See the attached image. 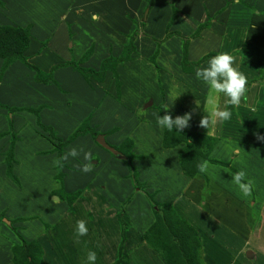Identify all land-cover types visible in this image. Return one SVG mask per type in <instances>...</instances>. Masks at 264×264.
<instances>
[{"label":"rangeland","instance_id":"1","mask_svg":"<svg viewBox=\"0 0 264 264\" xmlns=\"http://www.w3.org/2000/svg\"><path fill=\"white\" fill-rule=\"evenodd\" d=\"M80 1L89 6L102 4L110 12L104 18L96 10L87 14L75 7L79 0H0V27L26 28L30 36L23 54L28 67L15 61L0 72V264H12L21 241L28 243L29 249L30 245L41 246L46 264H87L88 251L96 253L95 264H164L141 239L154 221L156 204L169 205L196 230L202 246L201 264H264V143L243 135L241 118L237 124L235 118L224 125L218 122L213 129L219 132L218 149L204 161L209 165L207 172L191 179L179 171L184 142L167 147L166 139L174 142L172 133L157 124L159 116L168 114L175 119L196 109L191 118L196 127L182 131L185 139L198 143L202 159L215 144L212 138L200 141L208 135L207 129L199 127L202 116L207 115L205 103L200 101L197 108L189 91L181 93L189 90V76L180 68L181 40H165L159 68L156 55L154 63L150 59L165 43L155 41L165 35L172 15L187 13L186 20L175 24V32L191 41L209 21L196 25L194 32L200 30L191 38L199 15L189 10L188 3L200 1L203 10L217 9L221 0H151L158 9L147 26L149 0H126L135 7H126L122 0ZM224 3V18L230 14L244 32L250 23L259 21L257 11L264 20V0ZM250 3L258 5L252 8ZM117 12L122 22L113 19ZM258 33L261 36L256 43L261 46L264 31ZM251 40L246 39L241 47L256 46ZM128 43L133 46L129 60L114 67L115 77L109 71L98 80L89 76V71H99L102 60L119 57ZM212 48L211 38L205 37L197 49L191 46L192 61L188 62H196L193 60ZM69 63L88 70L87 77ZM252 63L245 59L235 67L247 68ZM1 64L0 60V69ZM52 69L51 78L43 82ZM160 69L162 88L154 83ZM261 69L256 82L264 79ZM169 85L173 95L164 96ZM148 101L151 105L146 108ZM82 128L84 133L68 141ZM195 129L203 135L189 134ZM91 133L102 135L108 146L131 155L130 163L98 146ZM58 141L61 156L72 148L84 150L59 170L53 163ZM89 151L93 167L84 173L81 168L88 162L84 153ZM219 160L225 166L218 165ZM239 171L254 182L249 197L232 182ZM189 194L197 198L191 200ZM77 220L86 221L88 228L79 243Z\"/></svg>","mask_w":264,"mask_h":264},{"label":"trees","instance_id":"2","mask_svg":"<svg viewBox=\"0 0 264 264\" xmlns=\"http://www.w3.org/2000/svg\"><path fill=\"white\" fill-rule=\"evenodd\" d=\"M152 6L151 0L147 5V11L150 10ZM174 20V16L172 15L169 22L166 25L165 35L161 40L155 41L157 44L167 40L171 37H177L181 40V60H180V68L184 74H192L194 69L197 68L201 63L206 60H210L212 57L216 56L214 53L205 54L196 62H188L187 60V45L189 42V38L182 37L178 32H168L171 22ZM203 27V26H202ZM198 30L200 27L191 35V38H195L198 34ZM133 36L130 37L132 40ZM153 40V39H152ZM30 36L28 30L20 29V28H12L1 26L0 27V60L1 71L2 72L8 65L12 62L18 61L19 63L28 67V64L25 60L24 53L29 47ZM133 49L132 43H128L126 47L123 48L121 55L117 58H107L100 62L99 71L96 73L88 72L89 76L94 77L95 79H100L103 76L105 71H109L115 77L116 73L114 71V67L118 64L124 63L129 60V54ZM157 54V50L154 51L153 56L150 59V62H153L154 56ZM154 63V62H153ZM70 64V63H69ZM72 68L77 72H81L84 77H87V71L77 69L75 65H72ZM68 65V66H70ZM32 70L39 72L34 67H31ZM47 74L45 79H41L46 83L47 78H51V72ZM86 72V73H85ZM37 80V78H36ZM49 132L48 129H44ZM86 129H77L68 138V141L71 140L74 136L81 135L84 133ZM172 133L173 140H165L168 142L171 147L174 146L175 143L179 140L184 142V147L181 150L179 157V166L182 169L183 173L188 176H192L198 171L196 170L197 163L202 156L199 155L197 146V142L193 139H185L186 133L177 132V130L173 129L170 131ZM51 135V132H49ZM191 134V133H189ZM91 135L95 138L96 134L91 133ZM194 135V134H192ZM183 137V138H182ZM191 137V135H189ZM209 139L207 137L200 138L201 140ZM185 139V140H184ZM176 140V141H175ZM66 141L65 143H67ZM60 142L58 141L56 144V159L61 157L60 150ZM174 144V145H172ZM165 146V144H164ZM114 151L117 152L116 157L120 159H124L126 162L130 163L131 155L122 153L120 149H116L111 147ZM120 153V154H119ZM192 163V165H191ZM9 168V164H7V170ZM58 170L61 168L57 166ZM9 175V174H8ZM155 205V204H154ZM156 209L153 210L154 213V221L149 225L148 229H146L143 234H141V239L144 244L151 249L164 264H201L200 262V239L196 230L191 227L184 219H182L177 213H175L169 205L167 204H156ZM31 249H29V244L21 241L20 244V253L12 255L11 258L12 264H46L43 259V253L41 246L39 245H30ZM120 249V248H119ZM127 264V263H125Z\"/></svg>","mask_w":264,"mask_h":264},{"label":"crops","instance_id":"3","mask_svg":"<svg viewBox=\"0 0 264 264\" xmlns=\"http://www.w3.org/2000/svg\"><path fill=\"white\" fill-rule=\"evenodd\" d=\"M122 1H123V5L125 4L126 7H128V6L129 7H135V5H132V4L130 5V3L126 4V0H122ZM225 1L226 0H221L220 2H218L216 4L218 6L217 9H212V6H211V7H207L206 9L204 8V10L201 8L200 1H199V3H197V2L196 3H188V4H190V8H191L189 10L190 11L193 10L195 12L194 14L196 17H197V15H199V17L194 21L193 29L190 31L191 33H192V31L194 32L196 25L202 24L203 22H205V20H207L209 22H208L207 27L204 28L203 30H201L199 32V35L195 39H192L191 41L188 42L187 60L192 61L190 59V48H191V46H193L194 49H197L199 47V43L202 42L205 39V37L211 38L212 42L214 43V48H212L210 50L206 49V52L205 51L202 52L200 54V56L204 53H206V54L207 53H214L215 55H218L220 53H228L232 57H234V65H233L234 67H235V65L240 64V62L242 60L245 61V59H246L247 62H250L253 60V63L250 66H247V68L243 67V66L237 67L238 71L242 72L247 77V81H248V83H247V89L248 90H247L246 96L242 99L241 104L238 107L226 105L224 103L226 98L223 97L222 94L220 96V99L218 100V104L219 105L221 104L222 109L226 106L227 109L232 112L231 120L233 118H235L236 124H237V120L239 118H241V121L244 124V132H242L243 135L248 136L252 139H257L256 138L257 134L260 136H264V90H263L264 79L260 78L262 80V82H260V81L256 82V77L258 76L257 70L262 67L261 71H264V43H262L261 46L258 45L256 43V38L261 36V35H259L260 33H258L259 31H264V29H263L264 28V20H262L259 17L260 13L257 11L256 12V14H257L256 19H258L259 21H257L255 24L250 23L248 25L249 29H247V31L244 32V28L242 29V26L237 25L239 23L231 20V17H229L230 14H226L227 17L224 18V13H225L224 10L227 7H225V8H222V7L224 6ZM254 4L255 3H250L249 7L255 8V6L258 5V4H255V5ZM75 7L80 8L81 10L84 9V11L87 12V14H89V12L94 14L95 13L94 10H96L97 11L96 14H98L99 16H101L103 18L106 17V13L110 12V9H108V5H107L108 10L106 12L105 6L102 4H100V6L99 5L97 6L96 4H94V6L93 5L89 6L88 4H86L84 2L82 3V1H80V0L76 4ZM157 9H158L157 3L153 2L152 6L150 8L149 14L146 17V25L145 26H147V24L149 22L148 19H150L153 16V14L157 11ZM214 13H217V14H215L216 16L214 15ZM248 13L252 14L251 12H248ZM93 14H91L92 17H93ZM186 15H187V13L185 14V16L183 14L174 16V20L172 21V25H170L168 32H175L176 31L175 24H177L178 22L180 23L183 20H186L187 19ZM120 16H121L120 13L117 12L113 19H115L116 21L122 22ZM207 17H209L210 19L208 20ZM95 18H97V17H95ZM251 19H253V18H250V20ZM231 22H232V25H229ZM226 23H228V24H226ZM261 23H263V25ZM260 25H262V27H260ZM171 26H172V28H171ZM254 27L256 28L255 30H253ZM145 34L150 36V34H148V33H145ZM150 37L152 38V36H150ZM251 38H253V41L251 40V44H256V46L248 45L247 48H245V49H244V47H241V45L244 43V41L246 39H251ZM216 39H218L217 43H216ZM166 43L167 42L161 44V46H162L161 49L160 50L158 49V52L156 54V62H155L156 66L160 65V63H159L160 60H164V57L162 56V50H163V47L165 46ZM197 53H198V50H196V52L194 54H197ZM237 53L240 54V56H238ZM167 59L168 58H166V60ZM197 59H194L193 61H197ZM175 61L178 62L177 56H176ZM208 61L209 60H206L205 62H203L199 68L208 67ZM195 72H196V69L194 71V74L193 73L192 74H185L186 76H189V82H188L189 90L183 91L181 93L184 94V93L189 91V94L193 95V97H194L193 99L198 100L199 102L201 101V102L205 103L208 87L201 80H199V82L196 80ZM161 73H162L161 69L158 73H155V80H154V83L156 82L157 86H159L160 88H162V84H159V81H162L161 77H160ZM190 75H191V77H190ZM168 78L171 82H173L172 76H169ZM171 82H167V85L171 84ZM121 85L122 86L120 87V91H121V94H124V93H126V90L124 89L125 88L124 84H121ZM172 85H169L167 87L168 91L165 92L164 96H167L168 94L170 96L173 95ZM146 96H147V98H150L149 96H151V95H146ZM244 101H247V104H245ZM243 103H244V106H242ZM195 111H196V109L192 110L191 112H185V114L186 113L192 114V112H195ZM127 117L131 118L132 121L135 120L134 117L133 118L131 116H127ZM127 122L130 123V121H127ZM221 124L224 125L225 123L221 122ZM189 125L190 126L193 125L194 127H196L193 119H191L189 121ZM233 132H235V131H233ZM194 133H197V134L199 133L200 134L199 136L203 135V134H201V132L197 131L196 129H195V131L194 130L191 131V134H194ZM218 135H219V132H218V130L215 129V131H212L211 136H209V135H203L202 136V137L212 138V141H213L212 144L215 141L216 142L213 145V147L211 146L212 148L209 149V152L205 151V158L200 159L198 161L197 166H196L197 171L199 169L198 166L201 163L209 160L208 159V153L212 154L213 150L218 149L219 138L216 137ZM262 143H264V142H262ZM202 150L203 149H201V152H202ZM198 152H200L199 149H198ZM228 153H232V152L230 151ZM230 157H231V155H230ZM220 161L221 160L218 161V165L225 166V164H223L222 161L221 162ZM211 163H213V162H211ZM191 165H192V163H191ZM179 171L184 176L191 178V179H193L194 177L198 178V176L200 174H203L199 171L192 176H188V175H185L183 173L181 168H179ZM1 173H3V171H0V174ZM190 184H187V188ZM191 193H193V191H191ZM189 195H190V197H192L191 200H194L197 198V197H193L192 194H189ZM200 245H201V243H200ZM201 248H202V246H201ZM250 256L253 257L252 253L250 254ZM247 257H249V256H247Z\"/></svg>","mask_w":264,"mask_h":264},{"label":"clouds","instance_id":"4","mask_svg":"<svg viewBox=\"0 0 264 264\" xmlns=\"http://www.w3.org/2000/svg\"><path fill=\"white\" fill-rule=\"evenodd\" d=\"M233 65L234 57L228 53H220L208 61V67L197 68L195 72L196 78L201 80L208 87L205 105L203 106L204 112H206L207 115L203 116L199 122V127L207 129L208 135L212 134V131L218 122L228 121L232 116V112L229 111L227 107L222 109L219 106L218 100L220 99L221 94L226 98L224 103L233 107H238L241 104L242 99L246 96L248 90L247 77L242 72L238 71ZM200 106V102L196 100V107L199 108ZM191 118V113L177 116L175 119H173L171 115L165 114L164 116H159L157 118V124L162 129H167L169 131L175 129L177 132H182L190 126L189 121ZM256 138L257 140L264 142V136L257 134ZM83 151V148H80L79 150L77 148H72L69 152L54 160L53 163L55 166L63 167L64 162L68 161L69 158H76L80 152ZM84 159L88 162L82 166L81 171L89 173L92 171L93 167L91 163L92 153L90 151L85 152ZM198 167L201 173H205L207 172L209 165L208 162H203ZM232 182L238 186L244 197L252 195L254 182L247 179L244 171L237 172L232 177ZM87 234L88 228L86 221L77 220L75 228L76 242L79 243L80 238ZM96 259V253L94 251H88L87 264H95Z\"/></svg>","mask_w":264,"mask_h":264},{"label":"water","instance_id":"5","mask_svg":"<svg viewBox=\"0 0 264 264\" xmlns=\"http://www.w3.org/2000/svg\"><path fill=\"white\" fill-rule=\"evenodd\" d=\"M151 105L150 101H148L145 105V107H149ZM95 142L97 143L98 146H100L102 149L108 151L109 153H111L112 155L116 156L117 152L114 151L111 147H109L105 142H104V138L102 135H98L95 138ZM249 253H247L246 255L248 256Z\"/></svg>","mask_w":264,"mask_h":264}]
</instances>
